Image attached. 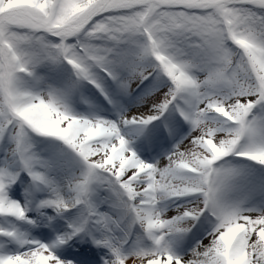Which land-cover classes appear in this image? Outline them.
I'll return each instance as SVG.
<instances>
[{
    "label": "snow or ice",
    "instance_id": "6c2138e0",
    "mask_svg": "<svg viewBox=\"0 0 264 264\" xmlns=\"http://www.w3.org/2000/svg\"><path fill=\"white\" fill-rule=\"evenodd\" d=\"M230 156L264 166V0H0V264H264Z\"/></svg>",
    "mask_w": 264,
    "mask_h": 264
},
{
    "label": "rangeland",
    "instance_id": "374dc122",
    "mask_svg": "<svg viewBox=\"0 0 264 264\" xmlns=\"http://www.w3.org/2000/svg\"><path fill=\"white\" fill-rule=\"evenodd\" d=\"M42 74L46 77V79L49 82L63 83V82H67V80L70 78L71 69L67 65L49 66V67H45L42 70ZM133 87L135 88V85H133ZM85 90L86 89L83 88L81 89V91H85ZM81 101H83V103ZM120 103L124 104L125 107H129V108L137 106L135 100L130 97L122 98L120 100ZM84 104H86L87 107H85ZM97 105H100L101 107L107 106L105 103H103L101 100L98 99V96L93 91H91L90 93L86 92V96L81 95V98L78 101H76L75 96L73 97L72 106L77 111H81L80 109L82 106H83L82 111H85L88 108L95 107ZM107 107L110 108L109 106ZM254 112L259 113L258 110ZM173 142H174V138L171 141H167V139H165L157 144L151 145L152 157L149 158V161L158 159L161 156L165 155L167 150L172 146ZM142 144L143 141L138 140L135 142V147L137 149L138 148L141 149ZM141 158L147 160V158L143 154ZM225 159L230 161L234 165L243 166L248 170L249 173L247 177L243 181H241L240 185L236 189L235 196L238 198H248L250 204L253 206H260L261 204H264V166H261L253 161H248L243 157L230 156V157H226ZM15 187L16 186H14V188ZM14 198L23 201V196L18 191L14 193ZM181 203H183V201H175V204H181ZM169 213L175 214L174 205L168 206V211L165 213V215H168ZM29 215L30 216L34 215V213L30 212ZM209 228L210 225L208 224L207 221L204 220L203 217L197 220L196 224L193 226L191 231L186 236L187 246L190 247L192 244H194L195 240L199 239L200 236L204 234V230ZM38 232H39L38 233L39 239L42 241L45 240V237L41 235V231L39 230ZM7 250H11V247H9L8 245H7Z\"/></svg>",
    "mask_w": 264,
    "mask_h": 264
}]
</instances>
